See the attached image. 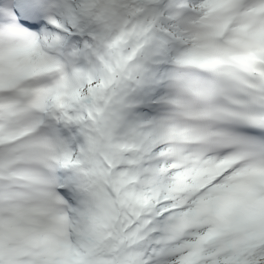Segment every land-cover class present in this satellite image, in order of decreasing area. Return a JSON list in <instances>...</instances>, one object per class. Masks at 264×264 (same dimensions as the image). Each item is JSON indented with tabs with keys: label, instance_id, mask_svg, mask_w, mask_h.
<instances>
[{
	"label": "snow or ice",
	"instance_id": "snow-or-ice-1",
	"mask_svg": "<svg viewBox=\"0 0 264 264\" xmlns=\"http://www.w3.org/2000/svg\"><path fill=\"white\" fill-rule=\"evenodd\" d=\"M0 264H264V0H0Z\"/></svg>",
	"mask_w": 264,
	"mask_h": 264
}]
</instances>
